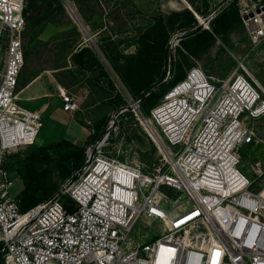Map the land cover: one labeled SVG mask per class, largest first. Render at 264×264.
<instances>
[{"label": "built area", "instance_id": "built-area-1", "mask_svg": "<svg viewBox=\"0 0 264 264\" xmlns=\"http://www.w3.org/2000/svg\"><path fill=\"white\" fill-rule=\"evenodd\" d=\"M28 0H0V257L4 264H264V187L243 174L241 149L263 142L264 89L250 76L224 79L192 67L148 115L115 73L116 86L147 130L162 166L104 152L110 133L88 148L79 177L49 201L21 212L9 154L34 146L43 117L19 104ZM76 13L72 0H62ZM253 46L264 42L262 0H240ZM213 15V14H212ZM210 16L211 21L215 16ZM200 20V19H199ZM208 18L200 21L209 28ZM207 22V23H206ZM63 109L79 99L61 89ZM161 224L136 242L138 224Z\"/></svg>", "mask_w": 264, "mask_h": 264}, {"label": "rangeland", "instance_id": "rangeland-1", "mask_svg": "<svg viewBox=\"0 0 264 264\" xmlns=\"http://www.w3.org/2000/svg\"><path fill=\"white\" fill-rule=\"evenodd\" d=\"M203 1L199 0V4L203 5ZM207 1L209 9L216 12L230 0ZM262 1L264 4V0ZM71 4L76 13H71L68 6L63 4L62 10L55 13L53 23L43 28L38 43L36 41L32 44V52L26 59L20 75L19 92L33 79H38L31 89L20 93L19 101L22 107L36 110L43 117L44 127L35 147L56 143L65 138L84 146L88 142L90 128L95 122L106 117L109 120L108 126L112 129L104 152L123 161L138 164L145 171L158 169L162 166L161 156L147 130L134 116L116 115L106 100V92H92L88 88L87 76L76 71L71 65L68 47L78 43L94 47L111 72L118 91L114 80L115 72L99 48L101 39L114 37L123 43L122 48L127 53H133L136 50L133 43L137 31L150 26L159 14H168L187 5L182 0H72ZM198 17L199 21L207 19ZM96 29L102 30V33ZM179 36L177 34L173 37V48L178 45ZM29 47L27 39L25 52ZM194 62L195 66L202 68L207 75L217 79L227 78L239 70V73L250 76L264 89V42L253 46L245 26L234 29L224 40L218 39L210 50ZM65 65H68L70 70L63 71L61 67ZM40 86V93L47 94V98L28 100V96L35 94ZM61 89L79 99V111L74 114L63 111ZM44 102L52 104L49 103L47 109L43 110L41 106ZM254 125L263 142L242 147L243 160L239 168L243 174L254 180L255 189H261L264 187V116ZM13 153L15 152L11 154ZM11 154L6 161L8 166L13 161ZM21 189V182L17 179L12 194H19ZM150 223L147 225L142 222L137 225L133 234L136 242H148L160 235L161 224L156 221ZM0 264H4L2 257Z\"/></svg>", "mask_w": 264, "mask_h": 264}, {"label": "trees", "instance_id": "trees-1", "mask_svg": "<svg viewBox=\"0 0 264 264\" xmlns=\"http://www.w3.org/2000/svg\"><path fill=\"white\" fill-rule=\"evenodd\" d=\"M186 1L191 9L186 6L168 14L161 13L150 26L137 31L133 43L136 50L133 53H127L122 48L123 43L114 37L101 39L99 43L100 51L127 90L135 99L142 100L141 109L146 115L160 103L164 94L186 78L188 71L195 66V59L210 50L218 39L224 40L234 29L244 27L240 0H230L209 22V29L198 18H209L214 13L209 9L208 1L204 0L203 5L199 4V0ZM63 6L62 0H28L24 11V40L26 42L28 39L30 47L25 52V61L45 25L53 23L55 13ZM96 30L102 33V30ZM183 33L186 34L177 38L179 43L173 48V37ZM68 50L73 68L87 76L88 88L92 92H106V100L117 115L127 102L115 88L111 72L95 48L78 43L69 46ZM170 67L171 77L166 81ZM61 69L70 70L68 65ZM156 87L159 88L155 90ZM123 115L134 116L131 111ZM108 125L106 117L95 122L84 146L65 138L45 146L35 147V144L20 149L25 151L11 154L13 161L9 168L22 185L17 197L21 212L51 200L75 181L87 162L88 148L102 139L109 129Z\"/></svg>", "mask_w": 264, "mask_h": 264}, {"label": "crops", "instance_id": "crops-1", "mask_svg": "<svg viewBox=\"0 0 264 264\" xmlns=\"http://www.w3.org/2000/svg\"><path fill=\"white\" fill-rule=\"evenodd\" d=\"M183 1V0H182ZM184 2V1H183ZM198 16V15H197ZM38 82V79H33L31 82H29L28 84H26L25 86H23L22 88H21V90H20V93L21 92H26V91H28L29 89H31L36 83ZM40 91H41V86L39 87V90L35 93V94H32V95H29L28 96V100H35V99H45V98H47V94H43V93H40ZM51 102V101H50ZM50 102H44L43 104H42V106H41V109H43V110H46L47 109V107H48V105H49V103ZM52 103H50V105H51ZM62 108H63V102H62ZM64 111V110H63ZM65 112V111H64ZM67 113V112H66ZM67 114H69V113H67ZM40 136V135H39Z\"/></svg>", "mask_w": 264, "mask_h": 264}, {"label": "water", "instance_id": "water-1", "mask_svg": "<svg viewBox=\"0 0 264 264\" xmlns=\"http://www.w3.org/2000/svg\"><path fill=\"white\" fill-rule=\"evenodd\" d=\"M183 1H184L185 4L187 5V7H188L189 9H191L190 4H189L186 0H183ZM225 6H226V4H225L224 6H222L219 10H217L216 12H214L212 16H216V14H218V13H219V12L225 7ZM198 18H199V17H198ZM208 21H210L209 18H208ZM208 29H209V28H208ZM185 34H186V33H183V34H181L180 36L185 35ZM171 72H172V68L170 67L169 74H168V77H167L166 81H168V80L170 79V77H171ZM158 88H159V87H156L155 90L158 89ZM120 114H122L121 111L118 113V115H120ZM111 129H112V128H109V129H108V133L111 132ZM78 177H79V176H77V178H78Z\"/></svg>", "mask_w": 264, "mask_h": 264}]
</instances>
